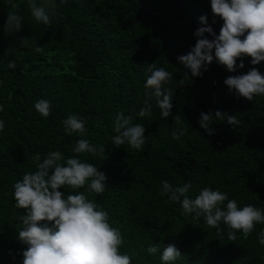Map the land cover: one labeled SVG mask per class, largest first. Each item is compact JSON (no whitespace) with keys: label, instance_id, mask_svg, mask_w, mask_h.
<instances>
[{"label":"trees","instance_id":"trees-1","mask_svg":"<svg viewBox=\"0 0 264 264\" xmlns=\"http://www.w3.org/2000/svg\"><path fill=\"white\" fill-rule=\"evenodd\" d=\"M28 4L0 0V120L5 122L0 131V264H23L27 248L18 239L24 210L15 207L14 183L36 170L37 154L41 160L54 150L65 158L76 155L72 148L79 139L105 147L103 159L91 153L79 158L104 172L107 181L102 194L86 186L76 191L109 213V222L124 237L120 251L132 264H162L160 254L168 244L182 253L173 264H264V246L258 243L264 224H256L246 238L237 232L230 241L225 225L218 236L202 217L183 215L179 203L161 195L164 180L173 186L190 182V198L210 187L228 193L240 207L251 204L264 211V96L237 98L224 84L228 76L253 67L264 74V61L252 65L244 57V67L229 72L214 60L201 76L191 77L177 60L194 47L197 28L211 26L219 34L223 20L213 17L211 0H65L50 17L51 26L37 22ZM8 12L23 17L19 32H4ZM202 15L207 25L200 23ZM36 45L43 54L33 50ZM10 60L15 69L8 67ZM154 62L173 73L165 86L173 91L167 119L155 98L149 100L150 117L137 115L146 98V68ZM180 79L186 81L183 86L176 85ZM40 99L51 104L47 118L34 107ZM217 110L235 115L241 125L213 115L209 135L198 123L200 114ZM120 112L144 126L142 150L112 142L113 119ZM70 114L85 121L83 137L64 131ZM175 115L188 129L179 139L172 137ZM151 244L160 247L155 256L147 252Z\"/></svg>","mask_w":264,"mask_h":264},{"label":"clouds","instance_id":"clouds-1","mask_svg":"<svg viewBox=\"0 0 264 264\" xmlns=\"http://www.w3.org/2000/svg\"><path fill=\"white\" fill-rule=\"evenodd\" d=\"M64 2L59 0V4ZM59 4L56 0H43L38 5L35 0H29L28 6L37 22L51 26L50 17L56 14ZM211 11L214 18L223 20L219 34L211 26L196 29L194 35L198 39L194 47L187 54L177 57L178 63L188 70L185 76L189 73L191 77L201 76V69L206 71L214 60L229 72H235L237 67L243 68L244 57H250L252 65L264 61V0H211ZM22 20V16L8 12L4 32H19ZM199 20L207 25L206 16H200ZM205 33L211 34L214 39L206 38ZM33 50L38 54L44 52L39 45L34 46ZM237 60L240 61L239 65ZM8 67L15 69L16 62L10 60ZM146 72L150 73L144 83L146 98L137 115L150 117L152 105L149 100L155 98L161 117L167 119L172 115L173 91L165 86L173 80V73L158 67L155 62L147 65ZM185 83L184 79L176 81L179 86ZM224 84L230 92L235 90L237 98L252 101L254 96H264V74L255 67L245 74L228 76ZM34 107L42 117L50 115L49 101L40 99ZM213 115L220 120L227 119L233 126L241 125L235 115H227L219 110L214 114L202 112L198 123L209 135L214 131L209 127ZM132 120L131 115L126 116L122 112L116 114L113 119L116 135L112 142L115 146L128 145L139 151L145 144V128L142 124H133ZM173 120L178 127L172 132V137L179 139L187 134L188 129L180 127L182 122L179 115H175ZM63 125L68 135L77 133L83 137L87 132L85 121L76 114L68 115ZM4 127L5 122L0 120V131ZM72 152L76 155L65 158L58 150L49 151L43 160L37 154L34 157L36 170L24 174L13 185L15 207L24 210V214L19 216L23 227L18 231L19 241L27 245L23 252V264H132V258L120 251L124 237L120 229L109 222V213L88 199L84 192L76 191L85 186L88 192L102 194L105 191V173L79 158L81 154L91 153L103 159L105 147H96L87 139H79ZM192 187L190 182L173 186L164 180L161 182V195H167L169 201L179 203L183 215H192L196 220L202 217L209 228L217 230L218 236L223 234L221 224L225 225L230 241L237 239V232L246 238L256 224H264V211L261 209L251 204L240 207L235 199H229L228 193L210 187L200 189L194 198H190L188 193ZM62 188L71 191L65 194ZM258 243L264 246V229L259 233ZM159 251L158 244H151L147 248L148 254L153 256ZM181 256L174 244H168L163 247L160 260L162 264H173Z\"/></svg>","mask_w":264,"mask_h":264}]
</instances>
